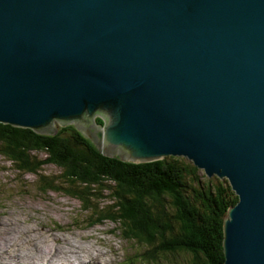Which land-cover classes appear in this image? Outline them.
<instances>
[{
    "label": "water",
    "instance_id": "water-1",
    "mask_svg": "<svg viewBox=\"0 0 264 264\" xmlns=\"http://www.w3.org/2000/svg\"><path fill=\"white\" fill-rule=\"evenodd\" d=\"M0 122L187 158L237 196L222 264H264V0H0Z\"/></svg>",
    "mask_w": 264,
    "mask_h": 264
},
{
    "label": "trees",
    "instance_id": "trees-1",
    "mask_svg": "<svg viewBox=\"0 0 264 264\" xmlns=\"http://www.w3.org/2000/svg\"><path fill=\"white\" fill-rule=\"evenodd\" d=\"M0 154L35 175L39 192L76 198L88 225L113 222L124 240L141 245L143 263L159 255H170V264L223 263V216L237 196L183 156L134 163L103 154L73 124L47 135L1 122ZM45 164L59 172L43 173Z\"/></svg>",
    "mask_w": 264,
    "mask_h": 264
},
{
    "label": "rangeland",
    "instance_id": "rangeland-1",
    "mask_svg": "<svg viewBox=\"0 0 264 264\" xmlns=\"http://www.w3.org/2000/svg\"><path fill=\"white\" fill-rule=\"evenodd\" d=\"M42 172L54 175L59 168L45 164ZM34 178L31 173L22 175L16 171L0 154V253L5 249L9 252L2 255L0 264H16L20 256L22 264H44L48 243L58 244L54 254L73 258L78 256L74 252L81 254L82 260L73 264H91L88 258L98 250L105 253L99 257L101 264H147L139 261L141 245L124 240L114 230L113 222L88 225L90 219L76 198L57 191L39 192ZM24 233L34 235V241L27 243ZM9 242L18 255L10 252ZM170 259V255H159L157 261L150 263L170 264Z\"/></svg>",
    "mask_w": 264,
    "mask_h": 264
},
{
    "label": "bare ground",
    "instance_id": "bare-ground-1",
    "mask_svg": "<svg viewBox=\"0 0 264 264\" xmlns=\"http://www.w3.org/2000/svg\"><path fill=\"white\" fill-rule=\"evenodd\" d=\"M203 170V169H202ZM8 227V226H7ZM29 231V230H28ZM43 232V231H42ZM47 232H50V231H47ZM28 238L26 239V242L30 244V242L32 243V241H34V235H31L30 233L29 234H25ZM48 236V235H47ZM56 236V235H55ZM1 237V236H0ZM2 239V238H0ZM6 239V238H5ZM29 239V241H28ZM46 239V238H45ZM51 239V238H50ZM67 240V239H66ZM3 241L5 242V240L3 239ZM46 241V240H45ZM69 241V240H68ZM37 242V240H36ZM54 242V241H52ZM44 243V242H43ZM8 243H6L7 245ZM34 244V242H33ZM54 244V243H53ZM57 244V243H56ZM55 244V246H56ZM13 243H10L9 242V247H10V252L13 253L14 255H18L19 252L16 251L13 247ZM36 245V244H35ZM58 245V244H57ZM61 245V244H60ZM34 246V245H33ZM45 246V245H44ZM55 246L51 245L50 243H48L47 245V251L44 255V258L43 259V263L44 264H73V262L76 261H81L82 260V257H81V254H77L76 252H74L73 254H76L78 255L76 258H73L72 255H66V254H60V253H57V254H54V250L56 251V248ZM0 247H1V244H0ZM37 247V246H35ZM46 248V246H45ZM45 250V249H44ZM42 251V250H41ZM5 252H8L6 249L0 253V259L3 258L2 255L5 253ZM9 253V252H8ZM6 254V253H5ZM97 255V256H96ZM105 255V253H102L100 250L96 251V253L92 256H90L88 258V261L91 263V264H101V262L99 263V257L100 256H103ZM73 260V261H72ZM16 264H22L21 262V256H20V259L19 261L16 263ZM79 264V263H78Z\"/></svg>",
    "mask_w": 264,
    "mask_h": 264
}]
</instances>
